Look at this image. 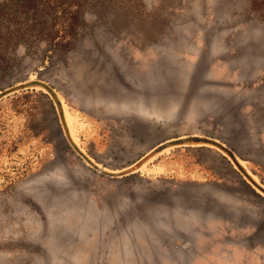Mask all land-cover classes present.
<instances>
[{
    "label": "rangeland",
    "instance_id": "obj_1",
    "mask_svg": "<svg viewBox=\"0 0 264 264\" xmlns=\"http://www.w3.org/2000/svg\"><path fill=\"white\" fill-rule=\"evenodd\" d=\"M0 264H264V0H0Z\"/></svg>",
    "mask_w": 264,
    "mask_h": 264
},
{
    "label": "trees",
    "instance_id": "obj_2",
    "mask_svg": "<svg viewBox=\"0 0 264 264\" xmlns=\"http://www.w3.org/2000/svg\"><path fill=\"white\" fill-rule=\"evenodd\" d=\"M162 145L163 144H160V147ZM150 152H152V149L142 154L135 160V162L132 163V165H135L136 163L140 162L141 167L137 171H142L146 175L170 176L171 178H175L173 182L176 185L195 182V180H193V177L195 173L197 174L198 170L194 171L192 168L189 169L186 166L181 167L178 164L175 165L170 161L163 160H160L154 164H150V162L148 161L146 163H143V159H145L150 154Z\"/></svg>",
    "mask_w": 264,
    "mask_h": 264
},
{
    "label": "crops",
    "instance_id": "obj_3",
    "mask_svg": "<svg viewBox=\"0 0 264 264\" xmlns=\"http://www.w3.org/2000/svg\"><path fill=\"white\" fill-rule=\"evenodd\" d=\"M171 215H169V219H172V220H174V221H176L177 222V224H178V227H182V228H185L186 226H188L189 225V223H190V221H191V218L190 217H188L187 215H186V213H184V214H178V215H176V216H174V217H170ZM187 224V225H186Z\"/></svg>",
    "mask_w": 264,
    "mask_h": 264
},
{
    "label": "bare ground",
    "instance_id": "obj_4",
    "mask_svg": "<svg viewBox=\"0 0 264 264\" xmlns=\"http://www.w3.org/2000/svg\"><path fill=\"white\" fill-rule=\"evenodd\" d=\"M102 79H103V77H102ZM94 83V82H93ZM99 84V82L96 84V86ZM96 89V88H95ZM97 93V90H94V94H96Z\"/></svg>",
    "mask_w": 264,
    "mask_h": 264
}]
</instances>
